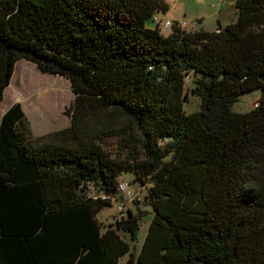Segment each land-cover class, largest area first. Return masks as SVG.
Segmentation results:
<instances>
[{
  "label": "trees",
  "instance_id": "1",
  "mask_svg": "<svg viewBox=\"0 0 264 264\" xmlns=\"http://www.w3.org/2000/svg\"><path fill=\"white\" fill-rule=\"evenodd\" d=\"M234 6L224 26L164 34L165 0H0V105L20 59L74 94L70 125L45 136L19 102L0 116V264H264V0ZM124 172L149 185L137 254L124 236L141 214L97 218L124 207Z\"/></svg>",
  "mask_w": 264,
  "mask_h": 264
},
{
  "label": "rangeland",
  "instance_id": "2",
  "mask_svg": "<svg viewBox=\"0 0 264 264\" xmlns=\"http://www.w3.org/2000/svg\"><path fill=\"white\" fill-rule=\"evenodd\" d=\"M169 6L166 13L160 15L164 17L165 22L173 19L180 20L181 28L187 31L198 29L195 19L203 17L204 29L214 30L217 27L218 20L223 25L236 19L235 0H165ZM180 16L173 18L167 13ZM182 12L185 15L182 16ZM187 19L188 21L184 20ZM227 21V22H226ZM226 22V24H224ZM200 24V23H199ZM200 27V26H199ZM168 31H163L166 34ZM191 86V77L186 79L185 87ZM260 91L254 90L239 96L238 100L232 104L231 109L236 112H245L252 108V103L259 97ZM74 94L71 90L70 82L67 78L42 73L35 65L25 59L16 62L15 70L9 85L3 93V101L0 105V116L11 105L19 102L29 121L33 137H41L46 134L62 130L70 125V115L67 114ZM199 97L189 94L188 100L183 103L185 113H191L199 109ZM44 138V137H43ZM41 138V139H43ZM107 151L113 157L123 158L126 154L116 139H108ZM121 182L128 184V191H121L125 197L120 200L124 207L119 208V202L114 206L106 207L97 214L98 220L108 226L114 223L116 218L120 217V212L125 214L127 209L133 213L141 214L139 222V231L137 239L131 241L128 236H124L130 250L137 254L142 241L147 232L152 209L149 201L145 199L149 185L142 184L135 178L132 172H124L120 176ZM96 192L92 189L89 195L93 196ZM128 255H125L119 264H124Z\"/></svg>",
  "mask_w": 264,
  "mask_h": 264
},
{
  "label": "built area",
  "instance_id": "3",
  "mask_svg": "<svg viewBox=\"0 0 264 264\" xmlns=\"http://www.w3.org/2000/svg\"><path fill=\"white\" fill-rule=\"evenodd\" d=\"M161 22V21H160ZM163 22V25H162V32H163V30H165V28H169L171 25H172V22H170V20H167L166 22H165V20H163L162 21ZM119 189L121 190V191H126L127 190V192L130 194V192L128 191V184H126V183H124V182H120V184H119ZM120 209H121V207H119Z\"/></svg>",
  "mask_w": 264,
  "mask_h": 264
},
{
  "label": "crops",
  "instance_id": "4",
  "mask_svg": "<svg viewBox=\"0 0 264 264\" xmlns=\"http://www.w3.org/2000/svg\"><path fill=\"white\" fill-rule=\"evenodd\" d=\"M167 14L169 15L170 12H168ZM183 15H185V13L182 12V16H183ZM170 16L173 17V18H180V16H177V15H172V14H170ZM199 18L201 19V22H200V25H199V26L202 27V28H204V27H203L204 24H203V20H202L203 17H199ZM218 21H219V20H218ZM226 22H227V21H226ZM226 22H225L224 24H226ZM219 24L222 25L223 23H222L221 21H219ZM199 26H198V27H199ZM223 26H224V25H223ZM216 28H217V27H215V29H216ZM210 31H211V30H210Z\"/></svg>",
  "mask_w": 264,
  "mask_h": 264
}]
</instances>
